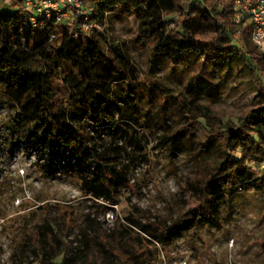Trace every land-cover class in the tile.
<instances>
[{
	"label": "trees",
	"instance_id": "obj_1",
	"mask_svg": "<svg viewBox=\"0 0 264 264\" xmlns=\"http://www.w3.org/2000/svg\"><path fill=\"white\" fill-rule=\"evenodd\" d=\"M82 3L89 21L100 28L112 9L131 14L140 43L151 42V55L169 60L174 68L189 67L196 58L192 56L199 53L208 59L211 76L231 59L247 69L260 96L258 107L245 111L235 122H224L201 105V101L219 99V85L199 75L195 89L173 103L185 120L181 128L159 139L170 152L179 144L202 162L207 157L211 160L203 179L188 183V193L196 192L197 205L168 226L140 224L131 212L125 216L163 248L172 238L200 226L219 227L221 210L253 181L252 170L258 167L264 175L260 169L264 163V53L244 51L233 43L237 38L233 0ZM30 17L24 0H0V76L8 79L3 93L16 108L10 121L14 142L38 154L43 163L35 164L43 176L54 175V156L59 157L63 171L76 180L83 196L117 204L120 189L128 183L127 165L120 161L121 152H126L123 143L145 153L131 124H148L144 115L157 107L156 96L152 90L141 93L130 82L123 66L105 54L98 32H84L75 21L41 19L33 26ZM56 80L67 91L65 98L55 97ZM166 102L158 106L163 108ZM134 156L130 160L143 157ZM94 206V211L67 222L46 217L24 228L11 239L10 264H154L152 250L120 223L107 227L99 221L98 210L105 206Z\"/></svg>",
	"mask_w": 264,
	"mask_h": 264
},
{
	"label": "rangeland",
	"instance_id": "obj_2",
	"mask_svg": "<svg viewBox=\"0 0 264 264\" xmlns=\"http://www.w3.org/2000/svg\"><path fill=\"white\" fill-rule=\"evenodd\" d=\"M95 32L105 54L123 66L130 82L141 93L152 90L156 96L157 107L149 108L146 115L143 110L148 124H131L145 145V153H136L132 144L119 142L126 149L120 161L127 165L128 183L120 189V200L114 205L83 196L76 180L63 171L59 157L54 156V175L43 176L35 164L43 163L38 154L14 142L10 121L16 108L3 93L9 81L0 76V264H10L11 239L24 228L42 223L46 217L56 222L76 219L94 211V204L105 206L98 210V220L107 227L120 223L131 237L153 251L154 264H264V175L258 167L252 170L253 181L221 210L219 227L200 226L172 238L163 248L125 219L131 212L140 224L168 226L197 205L196 192L188 193V183L201 181L211 160L207 157L202 162L179 144L170 152L159 139L163 133L181 128L185 120L173 103L195 89L199 75L219 85V99L214 103L201 101V105L224 122H235L245 111L258 107L260 96L247 69L231 59L222 62L211 76L208 59L199 53L192 56L196 58L189 67L174 68L169 60L151 55L153 44L140 43L134 18L119 9H112L105 25ZM235 36L233 43L241 49L259 52L245 32ZM58 82H54L55 97L65 98L67 91ZM163 101L168 104L160 108ZM136 154L144 158L130 160Z\"/></svg>",
	"mask_w": 264,
	"mask_h": 264
},
{
	"label": "built area",
	"instance_id": "obj_3",
	"mask_svg": "<svg viewBox=\"0 0 264 264\" xmlns=\"http://www.w3.org/2000/svg\"><path fill=\"white\" fill-rule=\"evenodd\" d=\"M30 10V22L36 26L41 19L55 22H76L82 31L91 33L100 28L89 21L82 0H24ZM234 25L237 33L245 32L254 47L264 53V0H233ZM264 170V163L261 164Z\"/></svg>",
	"mask_w": 264,
	"mask_h": 264
}]
</instances>
